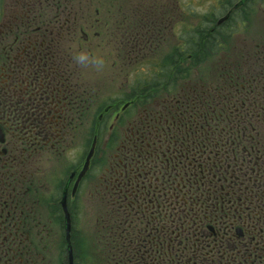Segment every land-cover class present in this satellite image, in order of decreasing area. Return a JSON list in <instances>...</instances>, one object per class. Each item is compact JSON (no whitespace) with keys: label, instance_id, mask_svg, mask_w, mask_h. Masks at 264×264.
Instances as JSON below:
<instances>
[{"label":"flooded vegetation","instance_id":"flooded-vegetation-1","mask_svg":"<svg viewBox=\"0 0 264 264\" xmlns=\"http://www.w3.org/2000/svg\"><path fill=\"white\" fill-rule=\"evenodd\" d=\"M134 4L110 0L115 16L106 20L99 17L101 7L91 10L94 4L0 0V264H68L73 212L82 207L89 214L77 230L91 234L93 247L99 233L111 237L107 264H264V129H226L219 124L222 112L215 121L205 107L209 82L203 78L199 86L188 73L192 66L179 79L143 92L142 77L125 86L130 71L125 74L124 65L133 57L149 61V73L166 68L151 53L174 19L162 18L146 0ZM106 34L117 50L112 65L119 71L111 79L121 78L120 98L103 101L91 137L76 151L77 123L96 93L85 74L92 73L90 46ZM180 42L175 58L192 59L186 40ZM233 84V91L245 88ZM194 92L204 103L196 113ZM104 130L111 154L103 162ZM95 137L94 154L73 192ZM70 149L79 157L65 165ZM51 247L58 249L55 261L47 254ZM115 249L135 253L119 258Z\"/></svg>","mask_w":264,"mask_h":264},{"label":"trees","instance_id":"trees-1","mask_svg":"<svg viewBox=\"0 0 264 264\" xmlns=\"http://www.w3.org/2000/svg\"><path fill=\"white\" fill-rule=\"evenodd\" d=\"M254 1L247 0L243 6L233 11L228 20L219 25L216 24L217 20L212 19V24L197 30L192 29L193 31L190 33L186 31L181 35L186 40V48L184 50L193 53L191 64L196 71H198V67L203 62L204 57L210 56L212 61H216L217 73L213 77L215 80L209 79L202 73H197L198 77H194V80L199 81V86L203 78L204 82H209V86H207L209 88V98L207 99L209 104L205 107L210 114L214 112L215 121L217 122H220L221 118L218 114L222 112L224 115L222 120L224 122L219 124H223L226 129L233 131L238 129L250 131L264 129V32H259L257 40L252 39V41L248 42L249 44L246 41L239 42L241 50L236 51L237 46L235 43L232 44V48L230 44V40L238 30L243 32L241 34L244 39L255 37V34H251L253 32L252 23L255 21V14L257 13V3ZM159 4H161L159 7L161 8V17L164 18L168 14V10H172V5H168L166 2H159ZM263 5L261 3L260 6L262 7ZM230 6L227 4L224 9L227 10ZM261 10H264V7ZM174 15L175 13L171 16L167 15L166 18H174ZM237 18H240V20L235 26L233 21ZM237 25L241 28H238ZM161 26L164 27V25ZM190 29L188 31H191ZM246 31L249 32L248 36ZM164 63L162 62V66L166 68H163L161 73L152 71L142 76V79L139 78L138 85L143 88L138 90L141 92L143 90L146 91L148 86L153 87L164 81L169 84L173 78L179 79V77L183 76L182 71H176L173 78H170L168 64ZM244 73H247L244 76L245 80H239L241 78L239 76ZM237 82L245 85V88H239V91L244 94L242 96L239 95V91H233L236 88L233 83ZM195 91L200 92L201 90L195 89ZM197 92L193 93L192 98L195 113L199 107H204L202 96L201 94L198 96ZM240 98L246 100L247 103H238L237 100H240ZM254 101L255 104H253ZM79 211L80 213L73 212L72 242L75 252V264H107L111 248L106 249L105 247L106 245L109 246L111 237L108 234L99 233L100 241L98 242V247L93 248L90 245L89 236L77 230L81 226V216H84L86 209L82 207ZM101 232H105V229ZM120 242L123 243L124 240ZM88 247L92 250H90L92 252L90 254L86 253ZM114 253L119 258H123L132 257L135 251L132 249L125 251L115 249Z\"/></svg>","mask_w":264,"mask_h":264},{"label":"rangeland","instance_id":"rangeland-1","mask_svg":"<svg viewBox=\"0 0 264 264\" xmlns=\"http://www.w3.org/2000/svg\"><path fill=\"white\" fill-rule=\"evenodd\" d=\"M115 1L132 2V3H135L134 5H137L140 3L141 0H115ZM236 1L237 0H146L147 3L153 4L155 8H157L160 11H161V8H159L160 7L159 2H162V3L166 2V4L173 5V7L175 6L176 2L179 3L180 5L175 10L174 8H172V10L171 9L168 10L167 15L171 16L175 13L174 19L173 20L170 19L171 21L169 22V27L166 28V30H164V34L162 37L163 40L160 41V49L155 50L154 48L153 53H151L153 54L154 58L155 57L157 58V56L159 55L162 59L161 62H165L166 64H168V69H169L168 73H169L170 78L174 76L175 68H178L181 71H184L185 73L186 72L185 69L187 67L192 66L191 64L192 59L187 58L186 54H184V56H178L177 59L174 56L175 55L174 51L176 48L175 45L181 44L180 41L182 40L185 41V39H183L181 35L186 32V28H191L190 29L191 31H187L190 33L193 31L192 29L197 30L204 26L212 24L211 23L212 19L218 20V18L221 17L225 13L226 11L224 9L225 5L229 4L230 6L232 3ZM263 1L264 0L254 1L255 3H257V8H256L257 13L255 14V21L252 23L253 32L251 34L252 35L255 34V37L244 39L243 35L241 34L243 32L238 30L236 31V33L233 35L232 39L230 40L231 48H232V44L235 43V45L237 46L236 51L241 50L242 48H241V45H239V42L242 43L246 41V43H248L252 41V39L257 40L259 32L261 33L264 32V10H261V8L264 7V5L262 7L260 6L261 3L264 4ZM67 2L77 3V4L80 2L81 7H87V8L90 7L92 4H94L93 7L91 8L93 12H94L95 7L99 6L102 8L101 14L99 15V17L101 18L110 19L111 16H115V15H112L114 10L112 9V13L110 11L111 9V6L109 5L110 0H83V2L81 0H67ZM91 10L90 12H92ZM85 17H86L85 13L82 12V19L84 20ZM91 17H92V14H91ZM117 17H119V15H117ZM239 20L240 18H237L235 19V21H233L235 26ZM176 21L178 22L176 23ZM174 23H175V26L173 27V32L176 35H173V33L170 32L171 30L170 26H173ZM247 24L249 23L247 22ZM98 27L100 29H103V28L105 29V27L96 25V28ZM237 27L241 28L238 25ZM104 29L102 33H105ZM246 33L248 36L249 32L246 31ZM109 38L110 37L107 34L105 38L94 37L93 39L94 43L92 45H91L92 39L89 41H85V43L91 45L90 47L93 50V55H91L89 58V63H90V68H92V73L91 74L85 73V74L88 75L91 85L95 84L94 87L96 89L94 91H96V93L93 95L94 97L91 98L92 100L90 99L87 102L89 105V108L86 109L85 114L83 115V118L77 123V128L79 132L76 133L75 137L72 140L76 147V151L80 149L83 150L85 143L91 137L92 131L94 129L93 127L96 122L95 120L96 115L100 112V110L105 105L103 101L104 100L113 101V100L120 98L119 94L121 93V91L118 89V87L120 86L121 78L119 77L118 80L111 79V75L119 71V67H114L112 65V60H113L112 56L114 55V53L117 52V50L113 44L111 45ZM178 40H180L179 43H178ZM151 50L152 48L147 49L146 51L143 50L141 53L148 54L150 53ZM135 56H136V53H135ZM97 60H99V63L96 62ZM136 60H138V63L134 64ZM130 61L132 63L130 62L128 66L127 64L124 65L127 67L125 69V74L127 71L128 72L130 71L128 75H125L124 77V81L126 82L125 86L130 85L131 82H136L140 76L142 77V76H145L146 74H149L148 71L152 69V67L150 66V62L146 61L145 59L142 60L141 58L136 59L135 57H133L131 58ZM175 61H177L178 64ZM199 66L200 67H198L199 68L198 71H196V69H194V67L192 66L191 68L188 69V73L192 74L194 77H198L197 73L199 74L202 73L204 74V76L208 77L209 79L215 80V78L213 77L217 73L216 61H212L210 56H206L204 57L203 62L200 63ZM127 89L128 88H126V90ZM121 105L122 104H120V106ZM115 113L116 111H113L108 115V120H106L107 122H105L103 126L108 127L110 125ZM106 135H107V130H104L102 133L103 151L100 153L102 156L103 162L107 161L108 157H110V154H111V149L106 147V141H107ZM78 157L76 156L74 151H72L71 149L68 150L67 163L65 161V165H70L72 163L71 160L73 162L74 161L76 162ZM54 159L55 158H52L50 161L51 166H54L53 164ZM88 210L89 208H87V211L84 212L85 215L89 214ZM90 235L91 234L87 233V236H89V238H90ZM92 240L93 238L91 237L89 239V242H90V245H92L93 247ZM90 250L91 248L88 247L86 253L87 254L92 253L91 252L92 250L91 251ZM47 254L52 261H55V259L58 257V249L56 250L55 248L51 247V249L47 251Z\"/></svg>","mask_w":264,"mask_h":264},{"label":"water","instance_id":"water-1","mask_svg":"<svg viewBox=\"0 0 264 264\" xmlns=\"http://www.w3.org/2000/svg\"><path fill=\"white\" fill-rule=\"evenodd\" d=\"M246 2H247V0H238L234 4V6L227 11L226 14H224L221 17H219V19L217 21V24H221L224 21L228 20L230 18L231 14L233 13V11L235 9H238L241 6H243ZM96 141H97V137H95L94 140H93L91 149H90V151L88 153V156H87V159H86V163L84 164V167H83V169L81 170V172H80V174L78 176V179H77V181H76V183L74 185V188H73V192L75 191L79 180H81V178L84 176V174L86 173V171L88 169L90 159L93 156L94 151H95ZM62 205H63L64 212H65L66 237H67V240L70 241V236H71L70 232H71V225L72 224H71V215H70V212H69V210L67 208L66 196L63 197ZM68 264H74V252H73V246L71 245V243H69V246H68Z\"/></svg>","mask_w":264,"mask_h":264}]
</instances>
